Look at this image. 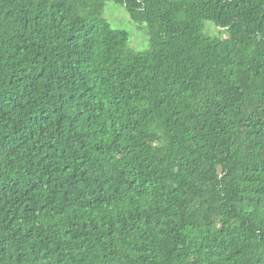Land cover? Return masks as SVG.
Instances as JSON below:
<instances>
[{"label": "trees", "instance_id": "trees-1", "mask_svg": "<svg viewBox=\"0 0 264 264\" xmlns=\"http://www.w3.org/2000/svg\"><path fill=\"white\" fill-rule=\"evenodd\" d=\"M0 264H264V0H0Z\"/></svg>", "mask_w": 264, "mask_h": 264}, {"label": "rangeland", "instance_id": "rangeland-1", "mask_svg": "<svg viewBox=\"0 0 264 264\" xmlns=\"http://www.w3.org/2000/svg\"><path fill=\"white\" fill-rule=\"evenodd\" d=\"M104 16L109 20L112 27L125 29L130 32V44L138 50L149 46V35L146 24L133 21L126 7L120 3L108 2L104 9ZM206 29L212 34L219 32L218 26L213 22H206Z\"/></svg>", "mask_w": 264, "mask_h": 264}]
</instances>
